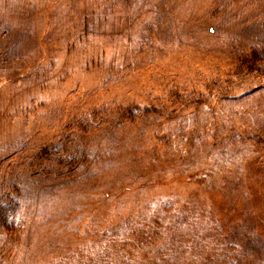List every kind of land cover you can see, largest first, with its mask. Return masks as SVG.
Listing matches in <instances>:
<instances>
[{
  "label": "rangeland",
  "instance_id": "1",
  "mask_svg": "<svg viewBox=\"0 0 264 264\" xmlns=\"http://www.w3.org/2000/svg\"><path fill=\"white\" fill-rule=\"evenodd\" d=\"M4 207L0 264H264V0H0Z\"/></svg>",
  "mask_w": 264,
  "mask_h": 264
},
{
  "label": "trees",
  "instance_id": "2",
  "mask_svg": "<svg viewBox=\"0 0 264 264\" xmlns=\"http://www.w3.org/2000/svg\"><path fill=\"white\" fill-rule=\"evenodd\" d=\"M10 208H0V231L9 229L8 225L10 226V216L11 212Z\"/></svg>",
  "mask_w": 264,
  "mask_h": 264
}]
</instances>
